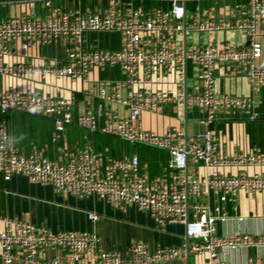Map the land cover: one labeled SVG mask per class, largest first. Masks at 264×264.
Segmentation results:
<instances>
[{
  "label": "built area",
  "instance_id": "1",
  "mask_svg": "<svg viewBox=\"0 0 264 264\" xmlns=\"http://www.w3.org/2000/svg\"><path fill=\"white\" fill-rule=\"evenodd\" d=\"M58 0H19L23 6L17 13L0 15V78L26 75L35 67L22 61L5 62L4 58H37L43 47L52 46L51 56L39 68L42 77L52 75L69 79L84 78L91 68L119 66L126 74L122 83L106 81L97 86L102 101L124 105L126 116H102V103L94 113L90 109L75 112L73 100L59 95L21 90L14 85H0V174L10 180L14 174L24 175L30 182L49 185L63 196L84 198L96 196L115 208L133 205L149 212L160 224H183L187 240L179 246H158L150 250L142 241L132 242L124 254L102 249L95 230H51L23 218L0 215V264H162L178 257L186 259L190 252L208 254L209 264H264V260L248 258L232 263L218 258L219 248L264 246V233L215 235L217 221L227 218L222 203H234L239 192L264 190V173L245 171L248 167H264V152L228 154L220 150L210 131L186 137L185 131L171 126L163 133L141 127L143 111L155 112L162 105L183 103L204 114L212 122L220 114H249L258 117L255 94L235 95L215 91L214 69L220 63L244 66L245 75L255 88L264 87L263 46L258 25L264 21V0L235 2L230 14L211 19L203 14L199 0H103L99 11L83 13L78 9L63 11L53 6ZM158 1L168 5L150 6ZM197 1L191 18L186 20L187 3ZM18 1L0 0V8ZM35 3L48 8L35 13ZM241 30L246 44L233 47L212 36L219 31ZM84 31H118L122 35L119 48L82 46ZM188 32H205L204 42L188 43ZM163 38L158 40V35ZM183 36L178 47H171L170 37ZM197 68L200 88L188 93L186 63ZM176 71L180 86L177 96L135 87L151 81L154 70ZM141 73V75H140ZM10 111L48 117L56 131L76 125L91 132L120 137L131 143L163 148L169 154L170 176L150 184L140 169L137 155L110 159L98 166L99 155L88 143L72 155L50 157L41 148L22 151L13 141L7 113ZM193 158L206 167H234V174L204 177L189 173ZM204 187L217 194L214 206L201 201ZM96 220L94 212H88Z\"/></svg>",
  "mask_w": 264,
  "mask_h": 264
},
{
  "label": "crops",
  "instance_id": "2",
  "mask_svg": "<svg viewBox=\"0 0 264 264\" xmlns=\"http://www.w3.org/2000/svg\"><path fill=\"white\" fill-rule=\"evenodd\" d=\"M18 3L0 8V15L10 11L17 13L23 6ZM244 0H199L203 14L211 19L230 14L235 2ZM197 1L187 3L186 20L189 21ZM103 0H58L53 6L63 11L78 9L79 11L94 12L105 6ZM35 13L43 15L48 8L42 3H35ZM153 7L168 5L158 1L151 2ZM260 41L263 46L264 60V21L258 25ZM158 35V40L163 38ZM183 36L175 34L170 37L171 47L177 48ZM213 39L221 44L240 47L246 44V35L241 30H227L216 32ZM186 42L197 43L208 39L205 32H188L184 35ZM122 35L118 31L92 32L84 31L82 46L101 48H119ZM52 46L43 47L37 58H4L5 62L22 61L35 67L31 73L18 75L13 78H0V85L7 87L14 85L21 90L36 91L51 95H59L73 100L75 112L90 109L94 113L102 103L104 115L122 117L128 114V108L121 104L102 101L97 94V86L106 81L122 83L126 74L118 67L106 65L104 68L93 67L82 79H69L47 75L42 77L38 68L47 62L51 56L57 55ZM185 90L188 93L197 92L200 88L197 80L198 68L190 61L186 63ZM141 75V73H140ZM215 91L235 95L255 94L258 100L256 110L258 117L251 118L249 114H220L214 121H204V114L197 109L187 108L183 103H166L155 112L143 111L140 115L141 127L157 133L165 132L169 127L176 126L185 131L186 137L210 131L220 148L228 154L239 152H264V87L255 88L245 75L241 64L220 63L214 69ZM135 87H145L153 92L177 96L180 86L176 71L156 69L152 73L151 81L141 83ZM9 129L14 143L22 151L34 148L44 149L50 157L62 155L68 157L75 150L90 144L98 153V166L116 157L137 155L140 160L141 174L150 184H157L170 176L167 168L169 154L167 150L143 143H131L120 137L91 132L76 125H67L64 131H56L51 118L30 115L15 111L7 113ZM189 173L204 177L217 174H234L238 171L234 167H206L202 162L189 158ZM248 173H264V167H248ZM201 201L214 206L217 194L205 188ZM227 218L217 221L215 235L219 237L232 236L235 233L261 234L264 233V190L244 193L239 192L234 203H222ZM88 212L97 215L96 220L87 217ZM0 215L10 218H23L32 223L44 225L51 230H95L102 249L124 254L132 242L142 241L150 250L158 246H179L187 240L183 224L158 223L149 212L138 209L133 205L115 208L96 196L77 198L63 196L54 191L49 185L30 182L24 175L14 174L10 180H4L0 174ZM1 227V226H0ZM218 258L221 261L239 263L248 258L264 260V246H249L239 248H219ZM208 254L189 253L186 259L176 258L162 264H209ZM12 264H17L13 262Z\"/></svg>",
  "mask_w": 264,
  "mask_h": 264
},
{
  "label": "rangeland",
  "instance_id": "3",
  "mask_svg": "<svg viewBox=\"0 0 264 264\" xmlns=\"http://www.w3.org/2000/svg\"><path fill=\"white\" fill-rule=\"evenodd\" d=\"M189 42L191 43V40H189ZM119 67V66H118ZM120 68V67H119Z\"/></svg>",
  "mask_w": 264,
  "mask_h": 264
}]
</instances>
